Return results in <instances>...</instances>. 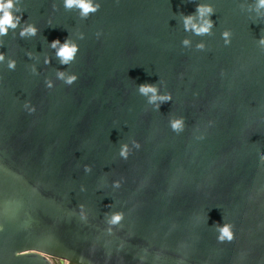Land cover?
<instances>
[{"label":"water","instance_id":"obj_1","mask_svg":"<svg viewBox=\"0 0 264 264\" xmlns=\"http://www.w3.org/2000/svg\"><path fill=\"white\" fill-rule=\"evenodd\" d=\"M13 2L19 23L0 35V264H264L258 0H94L87 18L64 0ZM198 4L213 9L193 17L213 22L201 35L184 25ZM67 37L79 50L65 65L50 43ZM144 83L171 101L150 102ZM222 224L231 242L217 240Z\"/></svg>","mask_w":264,"mask_h":264},{"label":"clouds","instance_id":"obj_2","mask_svg":"<svg viewBox=\"0 0 264 264\" xmlns=\"http://www.w3.org/2000/svg\"><path fill=\"white\" fill-rule=\"evenodd\" d=\"M64 6L67 9H71L73 7L78 8L80 10V16L82 18H87L90 14H94L96 11H98L100 7L99 4L94 3V0H64ZM13 8H14L13 0H0V14H2L0 15V35L7 34L9 28L14 29L17 27L19 23L20 17H16L13 15V11H12ZM261 8H264V0H258L257 10ZM194 15H198L201 18L211 17V15H213V9L211 8V6L198 4L194 14H189L184 17L185 30L192 29L196 32L197 35L208 33L213 25L211 19H204L203 24L197 26V24L193 23ZM36 31L37 29L34 26L29 25L21 31L20 35L22 37L26 35H35ZM227 35L228 34L225 33V36ZM183 43L187 45L189 42L185 40ZM260 43L264 44V38H261ZM50 44L51 47H53L54 49L57 48V45L60 46L57 49V56L60 59V63L65 65L75 57L76 53L79 50L78 47L75 44H73L68 37L63 42H61L59 39H55ZM198 47L203 48V45H198ZM3 59H4L3 54H0V61H2ZM9 67L14 69L15 67L14 62H10ZM58 77L61 79H65V75L63 72H59ZM77 79H78L77 75H71L65 79V83L68 85H72L74 82L77 81ZM47 86L51 87L52 85L49 82ZM138 87L141 94L147 95L149 93H152V96L150 97V102L154 103L158 99L160 100L161 103H166L171 101V95L157 96L156 93L158 89L154 84L144 83V84H140ZM24 107L28 110L29 113H33L36 111L35 106L29 107V104L27 102L25 103ZM159 107L160 105L157 104V109H159ZM170 126L173 131L176 132L183 131L184 119L180 118L177 120L170 121ZM135 147L137 149L140 148L139 142H135ZM120 155L123 159L127 160L129 155L127 145H122ZM85 171H90V168L86 166ZM114 186L120 187V182L119 181L114 182ZM122 218H123L122 214H113L109 223L113 225L118 224L122 220ZM217 230L219 233L217 236V240L219 242L221 243L225 241L231 242L234 239V231L232 225L222 224L217 226ZM65 264H67V261H65Z\"/></svg>","mask_w":264,"mask_h":264},{"label":"rangeland","instance_id":"obj_3","mask_svg":"<svg viewBox=\"0 0 264 264\" xmlns=\"http://www.w3.org/2000/svg\"><path fill=\"white\" fill-rule=\"evenodd\" d=\"M55 264H60V262L58 260H54Z\"/></svg>","mask_w":264,"mask_h":264}]
</instances>
